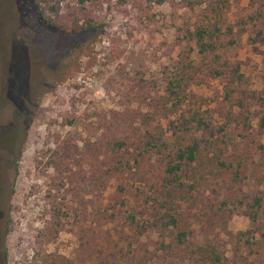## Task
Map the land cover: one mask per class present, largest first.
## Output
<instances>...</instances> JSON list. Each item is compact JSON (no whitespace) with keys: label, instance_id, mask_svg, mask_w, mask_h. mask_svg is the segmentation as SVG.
Listing matches in <instances>:
<instances>
[{"label":"rangeland","instance_id":"obj_1","mask_svg":"<svg viewBox=\"0 0 264 264\" xmlns=\"http://www.w3.org/2000/svg\"><path fill=\"white\" fill-rule=\"evenodd\" d=\"M209 19L223 44L200 54L192 32ZM132 110L201 141L186 178L197 197L182 204L190 242L217 247L221 264H264V0H0V126L18 115L23 131L0 170V264H92L81 244L92 228L125 242L130 209L141 222L154 190L118 200L98 144ZM140 238L162 252L157 229Z\"/></svg>","mask_w":264,"mask_h":264},{"label":"trees","instance_id":"obj_2","mask_svg":"<svg viewBox=\"0 0 264 264\" xmlns=\"http://www.w3.org/2000/svg\"><path fill=\"white\" fill-rule=\"evenodd\" d=\"M39 13L41 14L40 10ZM192 36L200 54H217L225 35L220 19H209L196 26ZM169 89L177 103L181 104L185 90L179 89L173 81H170ZM193 119H197V116H193ZM156 120V116H150L141 110L125 112L98 144L106 165L105 177L102 178L114 179L118 200L123 199L125 203V199H134L135 184L138 185L135 188L139 192H142L139 189L141 184L146 185L148 190H154L152 202L145 197V206L140 212L143 220L140 222L138 215L130 209V226L126 223L123 226H128L131 234L123 238L125 242L121 246L119 241L113 243L111 239L97 241L95 229L92 228L86 230V235L83 236L86 240H82V247L89 250L92 264H163L169 255H179L180 260L189 261L188 264H221L223 255L217 247L212 244L194 245L190 242V233L193 231L189 219L192 206L182 205L190 198L197 197L195 193L198 186L188 183L186 178L194 171L201 158V141L193 133L186 136L192 130H187L184 134L172 132L174 136L168 134ZM199 121V125L204 124L210 134H214L215 126L212 123H206L202 118ZM261 125L264 127V116ZM260 201L261 198H257L259 205ZM161 211H165L162 219L168 217L166 226L157 223L160 218L155 219L156 214ZM168 224L176 229H169ZM152 227L157 229L161 237L160 253L156 251L152 254L140 238ZM87 231L90 233L87 234ZM122 237L119 239L122 240ZM105 243L111 245L108 250L106 248L104 255Z\"/></svg>","mask_w":264,"mask_h":264},{"label":"flooded vegetation","instance_id":"obj_3","mask_svg":"<svg viewBox=\"0 0 264 264\" xmlns=\"http://www.w3.org/2000/svg\"><path fill=\"white\" fill-rule=\"evenodd\" d=\"M23 107L21 108L22 110ZM17 109L20 110L18 113H20L19 116L22 117V110L20 108ZM17 116L15 120L10 121L7 125L4 124L0 126V170H2L6 164H12L13 161L16 162L21 150L23 142L22 118ZM4 137L8 139L6 144L2 143ZM2 213L3 212L0 210V217L3 215Z\"/></svg>","mask_w":264,"mask_h":264}]
</instances>
